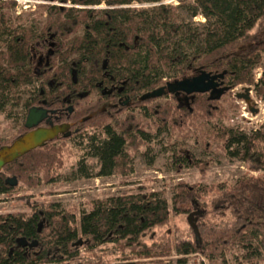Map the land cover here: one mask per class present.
Here are the masks:
<instances>
[{"label":"trees","instance_id":"trees-1","mask_svg":"<svg viewBox=\"0 0 264 264\" xmlns=\"http://www.w3.org/2000/svg\"><path fill=\"white\" fill-rule=\"evenodd\" d=\"M57 1L73 5L50 7L49 24L41 31L30 27L18 33L0 13V39H8L0 42V46L6 44L7 62L0 65L1 94L40 82L26 102L27 114L39 99L54 108L64 107L75 86L72 72L81 87H95L105 63L116 80L128 83L136 95V108L153 103L140 97L158 89L170 72L181 74L172 79L187 78L193 72L224 74L221 83L227 91L254 85L264 99V72L257 83L254 77L264 54V0H178L176 7L166 5V0H109L104 10L95 9L101 0H43ZM135 3L150 8L133 7ZM183 9L189 18L201 16L205 22L195 27L185 18L174 17ZM79 28L84 31L81 36ZM51 33L58 36L60 48L46 75L38 77L31 62L32 48ZM102 108L99 104L95 112H84V117H92L80 124L82 131L77 135L89 127L106 130V139L92 138L89 143L90 156L99 164L95 176H129L134 169L129 166L128 150L138 152L147 142L141 121L131 112L123 120L108 117L109 111ZM219 110L218 99L209 93L194 96L180 108L177 103L174 107L158 103L147 109L161 126L172 124L176 129L198 118H214ZM24 125L11 143L0 148L26 134ZM234 147L237 150L231 155L240 153L250 172L264 173V134L231 136L227 148ZM172 164L177 171L209 166L184 150L175 151ZM63 167L61 149L50 147L49 142L0 173V195L16 189L6 183L9 177L35 188L41 180L52 183ZM86 170L80 167V176L91 178ZM213 191L181 183L175 188L172 209L158 193H139L99 201L80 216L56 203H29L27 212L0 215V264H136L135 259H161L171 250L180 256L176 264H188L191 255L229 264L226 255L236 247L243 250L245 261L264 256V175L244 176L221 195ZM198 207L203 209L197 222L200 243L191 227L190 239L181 237L173 244L165 235L156 239L153 232L166 228L171 215L189 216ZM207 214L215 218L208 219Z\"/></svg>","mask_w":264,"mask_h":264},{"label":"rangeland","instance_id":"rangeland-1","mask_svg":"<svg viewBox=\"0 0 264 264\" xmlns=\"http://www.w3.org/2000/svg\"><path fill=\"white\" fill-rule=\"evenodd\" d=\"M40 1L43 2V0H0V5L5 4L0 13L5 15L8 27L17 30L18 33L30 27L41 31L45 25L49 24L47 11L50 7H72L73 5L72 3L63 4L60 1L56 3H40ZM107 1L109 0H101V5L95 9H106ZM10 2H14L16 6L8 5ZM164 3L173 7L179 5L178 0H166ZM133 7L150 8V6L141 7L136 3ZM76 9H82V7H76ZM176 16L191 21L195 27L205 22L201 16L189 18L185 9L176 11L174 17ZM83 33L82 28L77 30L78 36ZM3 40L8 41L7 36ZM3 40L0 39V42ZM66 42L64 43L67 44ZM5 46L4 43L0 46L1 66L7 64ZM261 57V62L254 71L256 83L264 72V54ZM56 63L59 64L58 61ZM180 75V72H170L164 77L169 80ZM39 84L40 82L36 81L29 86L21 85L10 89L4 95L0 92V144L11 143L18 136L21 126L26 122V102L38 89ZM223 88L226 87L223 86ZM246 88L251 89L249 102L238 98V95H245ZM88 100L82 103H90L91 101ZM158 103H170L172 107L175 106L171 97H162L139 108L125 110L118 116L119 120H123L129 112L135 114L137 120L141 121L142 129L147 137V142L140 147L138 152L132 149L127 152L129 166L134 169L133 174L126 177L119 174L103 178L95 176L99 171V164L96 158L90 156L89 143L92 138L104 140L107 136L106 130L89 127L82 135H74L69 139H60L50 143V147L61 149L64 167L57 170L52 183L47 184L41 180L35 188L19 183L10 195H0V215L27 212L29 203L51 202L58 204L64 211L80 216L84 212H89L99 201L139 193H158L172 209L175 188L181 183L199 186V189L210 187L214 189L213 192L221 195L224 189L232 188L244 176L264 175L263 172H250L240 153L238 156L231 155L235 153L237 147L232 150L227 148L231 136L264 134L262 126L264 99L254 85H243L235 90L226 91L218 99L220 110L217 116L211 119L198 118L188 121L182 129H176L172 124L166 127L161 126L152 113L147 111L150 106ZM114 122L115 120H112L110 124L113 125ZM178 150L189 151L197 160L208 162L209 166L203 170L185 166L177 171L172 164V157ZM83 165L92 175L91 178L80 176L79 169ZM39 178L42 179V176L40 175ZM198 211L203 213L202 207H198ZM188 217L173 214L170 216L168 226L154 231L153 234L156 235V239L160 235H165L172 244L181 237L190 239L192 234ZM211 217L215 218L210 214L206 215L208 219ZM165 254L166 256L161 259H135L133 262L136 264H176L180 258L175 250L165 251ZM243 257V250L236 247L226 255V260L229 264H264V256L256 257L252 261H245ZM187 259L188 264L222 263L220 260L212 262L201 255H191ZM112 263L115 264V262L107 264Z\"/></svg>","mask_w":264,"mask_h":264},{"label":"flooded vegetation","instance_id":"flooded-vegetation-1","mask_svg":"<svg viewBox=\"0 0 264 264\" xmlns=\"http://www.w3.org/2000/svg\"><path fill=\"white\" fill-rule=\"evenodd\" d=\"M47 36L48 37L44 39V41H42L41 43H36L34 48H32L31 62L35 70V73L38 77L46 75V71L48 67L51 65L52 58L55 56L57 50L60 48L57 35L51 33V34H47ZM105 65H103L104 74L102 78L96 82L95 87L93 86V88L91 87L89 90L88 88H84L80 86L79 82L77 81V77L75 74L76 72H72L73 83L75 86L71 88L73 94L69 92L67 94V97L64 99L65 101L64 107L54 108L53 106H50L48 102H46L43 99H39L37 104L33 105L32 108L45 109L49 112L48 119L45 120L43 123H41L38 128H49L51 126L69 127L67 132H65L64 134H60L55 140L51 141L50 143L60 139H66L64 138V135L66 133H71L70 137L79 134L82 131L81 125H84V123L89 121V119L92 117V116L84 117L83 116L84 112L87 109L89 110L91 109L93 112H95L99 104L103 106L102 108L103 112L107 110L109 111L108 117H113V116L118 117L123 112H125V110L136 108L135 107L136 95L129 88L128 83L126 81L116 80V78L106 70L108 69L107 66L104 68ZM201 74L202 72H193L187 78L166 80V82L162 84L160 87H158V89L166 86L169 83H174L177 81H181L183 79H191L194 77H198ZM221 87H223V85ZM209 94L212 95V93ZM194 96L197 95L187 96L186 94L183 93L180 94L176 93V94H166L163 97H169V98L171 97L172 100H174L175 103H177L180 108L181 105L189 104L190 99L193 98ZM142 97H140V100ZM89 98L90 100H88ZM85 100L91 102L88 104L82 103ZM150 101L154 102L155 100H150ZM27 131L30 132L29 130ZM7 146H2L0 150L3 147H7ZM5 168L0 170V173H3ZM11 179L13 178L9 177L6 180V183L11 187H16L18 185V182H15V184L12 185L11 184L12 182L10 181Z\"/></svg>","mask_w":264,"mask_h":264},{"label":"water","instance_id":"water-1","mask_svg":"<svg viewBox=\"0 0 264 264\" xmlns=\"http://www.w3.org/2000/svg\"><path fill=\"white\" fill-rule=\"evenodd\" d=\"M106 65L104 66V68ZM224 79V74L211 75L203 72L200 76L191 79H183L174 83H169L164 87L156 89L150 93L145 94L141 101H150L162 98L166 94H186L187 96L212 93V96L219 99L226 91V88L221 87ZM245 95H238V98H243L247 102L251 100V89L246 88ZM216 92V93H215ZM215 93V94H214ZM49 112L45 109L31 108L28 112L25 129L30 132L24 134L17 140H15L10 146L3 147L0 150V170L5 168L22 158L26 154L43 148L47 143L55 140L60 134H64L69 129L68 126L63 127H49L38 128L41 123L47 120ZM71 133H66L64 138H69ZM13 184L17 182L15 178L10 180ZM200 212L196 211L189 215L188 223L192 228L197 241L200 243V235L197 227L198 217Z\"/></svg>","mask_w":264,"mask_h":264},{"label":"built area","instance_id":"built-area-1","mask_svg":"<svg viewBox=\"0 0 264 264\" xmlns=\"http://www.w3.org/2000/svg\"><path fill=\"white\" fill-rule=\"evenodd\" d=\"M36 3H38V2H36ZM40 3H45V2H42V1H40ZM83 250H81V252H82ZM113 264V263H112Z\"/></svg>","mask_w":264,"mask_h":264}]
</instances>
